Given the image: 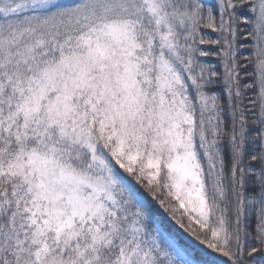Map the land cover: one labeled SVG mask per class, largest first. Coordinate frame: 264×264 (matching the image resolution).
<instances>
[{
	"label": "snow or ice",
	"instance_id": "snow-or-ice-1",
	"mask_svg": "<svg viewBox=\"0 0 264 264\" xmlns=\"http://www.w3.org/2000/svg\"><path fill=\"white\" fill-rule=\"evenodd\" d=\"M0 264H264V0H0Z\"/></svg>",
	"mask_w": 264,
	"mask_h": 264
},
{
	"label": "trees",
	"instance_id": "trees-1",
	"mask_svg": "<svg viewBox=\"0 0 264 264\" xmlns=\"http://www.w3.org/2000/svg\"><path fill=\"white\" fill-rule=\"evenodd\" d=\"M166 224H167L170 228H172L174 231H179V229H178L175 225H173V224L171 223V221H167V220H166Z\"/></svg>",
	"mask_w": 264,
	"mask_h": 264
}]
</instances>
